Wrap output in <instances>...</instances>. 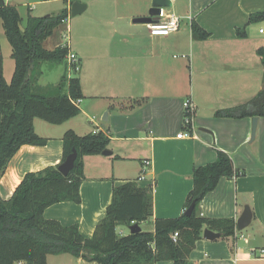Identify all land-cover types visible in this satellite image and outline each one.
I'll return each mask as SVG.
<instances>
[{
	"label": "crops",
	"instance_id": "crops-1",
	"mask_svg": "<svg viewBox=\"0 0 264 264\" xmlns=\"http://www.w3.org/2000/svg\"><path fill=\"white\" fill-rule=\"evenodd\" d=\"M3 1L18 10L22 21L68 10V18L42 47L47 51L67 47L76 55L83 98L79 115L60 125L33 120L35 134L47 143L21 146L13 155L0 178V198L9 199L26 173L60 164L66 131L77 136L99 131L109 139L106 150L111 154L85 156L80 203L55 204L44 211V218L65 227L76 225L81 236L89 239L105 216L113 188L135 182L139 188H152L153 218L137 225L139 231L152 233L154 219L183 213L193 170L212 163L219 150L243 174L222 178L200 202L201 216L236 222L248 205L251 222L242 231L235 229L234 239L220 236L209 241L201 234L189 260L192 264H264L260 254L264 251V118L257 117L251 139L252 118L213 117L218 110L247 102L262 88L263 69L256 51L264 47V17L251 22L249 18L264 14V0H170L167 11L179 19V27L166 37H153L146 24L134 23L149 17L152 0H75L85 5L77 16L70 15L72 0H62V10H55L57 0ZM192 22L208 34L207 39H193ZM237 29H244L245 36L237 37ZM10 51L0 32L2 76ZM186 99L196 107L193 136L179 139ZM133 226L116 230L127 236ZM65 256H48L46 264L51 260L53 264H96Z\"/></svg>",
	"mask_w": 264,
	"mask_h": 264
},
{
	"label": "trees",
	"instance_id": "trees-1",
	"mask_svg": "<svg viewBox=\"0 0 264 264\" xmlns=\"http://www.w3.org/2000/svg\"><path fill=\"white\" fill-rule=\"evenodd\" d=\"M72 0L71 2L73 3ZM264 17L251 15L249 22ZM68 18V10L48 17L22 19L18 10L0 0V32L10 47L13 73L9 83L2 76L0 56V178L8 162L21 146H45L46 139L37 136L33 120L60 125L79 115L82 100L80 81L68 71L67 47L47 51L43 41ZM193 39L205 40L208 34L195 22L191 24ZM244 37V29L236 30ZM263 69L262 88L247 102L236 107L218 110L214 118H264V47L256 51ZM44 64L62 65L63 73L55 85L40 86ZM50 66L49 68H51ZM60 164L76 151L70 172L63 176L58 166L26 173L11 197L0 198V264H46L48 256L68 255L96 264H192L189 255L204 229L220 234L224 240L235 236V222L231 218L202 217L199 204L214 191L222 178L234 179L242 175L235 170L231 157L219 150L212 163L195 168L192 188L186 196L183 213L177 218L154 219L153 232L137 231L119 236V226L139 225L153 218L152 188H139L135 182H125L112 190L111 203L104 218L96 225L91 238L81 236L76 225L62 226L44 218V211L58 203H80L83 181V158L101 154L109 139L101 132L77 136L66 131L62 138ZM194 203L190 216L185 210ZM176 233L175 240L172 235Z\"/></svg>",
	"mask_w": 264,
	"mask_h": 264
},
{
	"label": "water",
	"instance_id": "water-1",
	"mask_svg": "<svg viewBox=\"0 0 264 264\" xmlns=\"http://www.w3.org/2000/svg\"><path fill=\"white\" fill-rule=\"evenodd\" d=\"M170 6H171L170 0H152V8L148 12L149 17L144 18V19H136L134 20V23L148 24L149 22H151L152 17L159 15L161 9L169 8ZM84 9H85V5L78 3V2H74L72 3L70 7V15L77 16ZM256 125H257V117H254L252 118L251 139H253L255 135ZM101 154L104 156H108L111 153L107 150H104ZM75 159H76V151L73 149L72 153L69 156H67L65 161L58 166V171L63 176H66L70 172V170L73 168ZM193 208H194V203H192L190 207L185 210L184 214L186 216H190L193 211ZM251 218H252L251 210L248 205H245L241 215L235 222L236 229L238 231H242L245 228H247L251 222ZM137 231H139V228L137 225L133 226L130 229V233H135ZM202 236L205 240L212 241V240L219 238L220 234L212 232L208 229H204ZM27 264H32V263H27Z\"/></svg>",
	"mask_w": 264,
	"mask_h": 264
},
{
	"label": "built area",
	"instance_id": "built-area-1",
	"mask_svg": "<svg viewBox=\"0 0 264 264\" xmlns=\"http://www.w3.org/2000/svg\"><path fill=\"white\" fill-rule=\"evenodd\" d=\"M157 19L153 22H149L147 25L149 34L153 37H166L178 30L179 19L173 14L167 11V8L161 9L159 15L155 16ZM263 30H259L262 33ZM66 62L69 73H77L80 70L79 62L75 54L68 53L66 56ZM183 108V130L177 135L179 139L191 138L193 136V123L196 113V107L190 99H186L182 103ZM99 131H93V134H97ZM144 167L148 166V162H143ZM177 234L172 235V239L175 240ZM234 238H237L235 235ZM242 238V237H240ZM260 254H264V251H260Z\"/></svg>",
	"mask_w": 264,
	"mask_h": 264
},
{
	"label": "rangeland",
	"instance_id": "rangeland-1",
	"mask_svg": "<svg viewBox=\"0 0 264 264\" xmlns=\"http://www.w3.org/2000/svg\"><path fill=\"white\" fill-rule=\"evenodd\" d=\"M57 1H59V2L55 3V7H54L55 10H62L63 9V1L62 0H57ZM25 20L26 19H23L21 27L24 26ZM56 36H58V35H56ZM56 36H53V37L56 38ZM58 37L60 39V36H58ZM66 37H67V35H66ZM62 40H63V42H65L63 38H62ZM7 64H9L8 65V69H4L3 78H4V80H6V83H9L10 79H11V74L13 73L12 72V70H13L12 69L13 68V61L11 60V58H10V60H4L3 61V65L4 66H6ZM50 66H52V67L49 68ZM42 71H43V75L40 77V79L38 81V84L41 85V86H44V85H55V84L58 83L59 78H60L61 74L63 73V66L62 65L44 64L43 67H42ZM71 76L72 77H78L79 76V72L71 73ZM116 233H117V230H116ZM65 257H68V256H65ZM52 261L53 260H51L50 264H53Z\"/></svg>",
	"mask_w": 264,
	"mask_h": 264
}]
</instances>
